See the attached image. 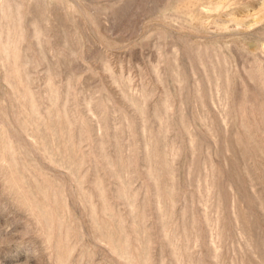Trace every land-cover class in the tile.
Masks as SVG:
<instances>
[{
	"label": "rangeland",
	"instance_id": "374dc122",
	"mask_svg": "<svg viewBox=\"0 0 264 264\" xmlns=\"http://www.w3.org/2000/svg\"><path fill=\"white\" fill-rule=\"evenodd\" d=\"M0 264H264V0H0Z\"/></svg>",
	"mask_w": 264,
	"mask_h": 264
}]
</instances>
